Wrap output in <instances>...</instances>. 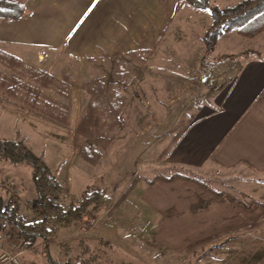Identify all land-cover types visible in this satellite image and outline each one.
Here are the masks:
<instances>
[{"label": "rangeland", "instance_id": "rangeland-1", "mask_svg": "<svg viewBox=\"0 0 264 264\" xmlns=\"http://www.w3.org/2000/svg\"><path fill=\"white\" fill-rule=\"evenodd\" d=\"M24 1L26 3L27 0ZM240 1L210 0V5L221 8ZM185 6L196 13L206 12L208 17H204V21H210L208 11ZM201 29L204 28L192 27V23L187 22V25L177 29L174 36L168 30L162 39L166 51L154 58V50H144V54L136 56L139 65L144 66L137 67L140 68L138 70L130 66L135 61H130L131 55L124 51L114 53L113 58L92 59L87 63L84 60L90 58L77 62L66 57L60 46L11 42L7 37L11 31L9 24L0 21V51L53 76L58 84L67 85V90L59 89L57 93L45 91L49 97L48 106L36 110L0 91V140L19 141L34 154L43 155L51 172L64 186V207L74 206L86 189H102L109 199L106 208L87 215L80 225L56 230L48 246L38 245L40 240L32 247L23 245L12 228L4 231L0 239L4 234L12 235L10 240L4 241L7 251L12 254L23 251L18 259L21 256L37 258L36 253L38 257L42 255L45 258L48 253L53 259L70 258L72 264L80 261L84 264H264V182L257 181V176L250 172L242 174L238 169L214 167L200 173L185 174L214 194L217 192L219 194L216 195L227 197L243 208L256 206L262 209L263 217L252 223H260L258 228L244 230L250 224L190 251H186L189 246L182 252H172L149 243L157 220L143 207L141 192L157 177H184V172L168 169L164 161L175 139L194 117L198 104L206 102L211 96H207L201 82L206 60L202 58L200 66L194 62L202 53L204 30ZM185 47L186 56L183 57L182 53L178 55L177 48ZM19 69L23 75L18 76V85L34 86L26 70ZM0 73L13 76L2 65ZM97 81L110 88L113 86L114 95L121 99L115 96L99 101L94 99L83 84ZM89 101L95 106L97 120L93 129L86 130L95 134L80 140L78 121ZM112 104L122 108L119 114L111 111ZM64 105L65 108L61 107ZM51 106H55L59 116L66 114L64 124L57 125L62 122L56 123L45 114ZM119 117L122 124L115 122ZM81 143L99 154L95 164L82 160L79 155ZM63 164H67L69 170L57 176ZM29 176L30 170L24 164L16 166L7 161L0 162V182L11 181L14 186L12 190L2 188L0 196L4 200L10 199L13 204L18 203L20 216L26 222H33L34 211H39L40 207L33 202ZM121 226H124V252L118 248L123 247L119 240H116L118 246L114 248L105 240L113 238L112 227H119L117 231L120 232ZM50 229L53 230V227ZM75 229L77 233L73 236L71 233ZM88 235L92 238L86 241ZM66 238L72 246L61 245L64 246L62 248L58 244L62 241L57 239Z\"/></svg>", "mask_w": 264, "mask_h": 264}, {"label": "crops", "instance_id": "crops-1", "mask_svg": "<svg viewBox=\"0 0 264 264\" xmlns=\"http://www.w3.org/2000/svg\"><path fill=\"white\" fill-rule=\"evenodd\" d=\"M185 5L188 4L183 0H27V14L23 18L3 22L11 28L7 34L11 42L60 46L66 57L77 62L85 58H113L114 53L124 51L131 55L130 61H135L130 66L139 70L137 67L144 66L136 58L144 50H154V58L166 51L162 39L168 30L174 36L187 22L192 27H203L204 32L210 26L211 18L204 21L208 17L206 12L196 13ZM203 35L202 53L194 61L199 66L204 51ZM177 49L178 55L186 56V47ZM204 66L202 88L211 96L198 104L194 117L164 161L168 169L184 172V177H157L145 185L140 195L143 207L157 220L150 245L172 252H182L220 233L235 232L262 216V209L243 208L185 173H200L214 167L238 169L264 182V32L255 37L236 29L224 34ZM68 170V165L63 164L56 175ZM123 227L120 232L119 227H112L113 238L105 240L113 248L119 240L123 247L118 248L124 252ZM76 233L75 229L71 234ZM90 238L88 235L86 241ZM68 239L57 241H62L60 246H72ZM51 240L53 237L40 240L38 245L48 246ZM36 256H21L20 264H49L42 255ZM52 260L66 262L64 258Z\"/></svg>", "mask_w": 264, "mask_h": 264}, {"label": "trees", "instance_id": "trees-1", "mask_svg": "<svg viewBox=\"0 0 264 264\" xmlns=\"http://www.w3.org/2000/svg\"><path fill=\"white\" fill-rule=\"evenodd\" d=\"M183 1L194 9L208 11L211 18V24L203 35L204 51L202 60H206L207 56L214 51L218 39L232 30L236 29L248 37H255L264 31V0H241L233 6L221 8L211 6L210 0ZM26 14L27 10L24 0H0V21H17ZM246 53L244 52V54ZM84 61L89 63L93 60L85 59ZM0 65L9 69L13 75L7 76L0 73V91H3L11 98L22 100L32 110L48 106L47 101L49 97L45 94V91H55L57 93L59 89L63 91L67 90V85L58 84L53 76L35 70L16 57L2 51H0ZM19 68L26 70L28 78L31 79L34 86L30 84L24 86L18 85V76L23 75V71L21 72ZM83 87L98 101L115 96V91L112 89L113 86L110 88L104 84H100L98 81L84 83ZM118 97L121 99L120 96H115L116 99H119ZM56 107L58 106L56 105ZM61 107L65 108V105ZM54 108L55 106L49 107L50 110H47L45 114L52 120H55L54 122L56 123L57 121L62 122H58L57 125L64 124L67 120L66 114L63 113L59 116V112L56 108L54 110ZM94 108L93 103L89 101L86 105L85 113L78 121L77 134L80 140L92 137L95 134V132L86 130V128L91 127L93 129L97 120V113ZM110 109L114 113L119 114L122 108H116V105L112 104V108L110 107ZM115 122L122 124L120 117L116 118ZM177 139H175L174 143ZM80 147L79 155L82 160L91 165L95 164L99 158V154L92 147L84 143H81ZM1 161H7L16 166L24 164L29 168V180L34 194L33 202L40 207L39 211H34L35 220L28 223L20 216L18 203L13 204L10 199L4 200L0 196V235L12 228L14 234L23 245L32 247L38 240L52 237L53 233L58 229H68L78 226L84 217L99 212L109 204V199L104 190L86 189L80 198L76 200L74 206L64 207L62 204L63 188L55 174L51 172L44 161L43 155L34 154L19 141L0 140ZM215 194L219 193L215 192ZM260 225V223L252 224L244 230L256 229ZM50 227H53V230ZM230 233L226 232L199 241L189 246L186 251L210 244L214 240ZM61 247L63 248L64 246ZM69 251L68 249L67 255H69ZM45 258L49 264H59L54 262L48 253H46ZM64 264H72L71 259L68 258ZM76 264H84V262L80 261Z\"/></svg>", "mask_w": 264, "mask_h": 264}, {"label": "built area", "instance_id": "built-area-1", "mask_svg": "<svg viewBox=\"0 0 264 264\" xmlns=\"http://www.w3.org/2000/svg\"><path fill=\"white\" fill-rule=\"evenodd\" d=\"M4 187H9L10 189L14 188L13 184L11 181L8 182H0V190ZM11 189V190H12ZM15 198V196H13ZM8 233V232H7ZM12 237L11 233L10 234H4L2 235L0 239V264H19V259L18 256L21 254L23 251L17 252L15 254L10 253L7 251L6 247L4 246L5 242L7 240H10ZM3 239V241H2ZM17 246L13 247L16 248Z\"/></svg>", "mask_w": 264, "mask_h": 264}, {"label": "snow or ice", "instance_id": "snow-or-ice-1", "mask_svg": "<svg viewBox=\"0 0 264 264\" xmlns=\"http://www.w3.org/2000/svg\"><path fill=\"white\" fill-rule=\"evenodd\" d=\"M89 10H91V9H89Z\"/></svg>", "mask_w": 264, "mask_h": 264}]
</instances>
